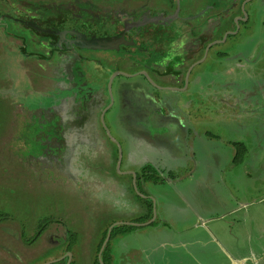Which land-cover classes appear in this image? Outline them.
Masks as SVG:
<instances>
[{"label": "rangeland", "instance_id": "obj_1", "mask_svg": "<svg viewBox=\"0 0 264 264\" xmlns=\"http://www.w3.org/2000/svg\"><path fill=\"white\" fill-rule=\"evenodd\" d=\"M109 1L115 0H0V20L9 24L6 28L0 24V264L58 263L69 257V252L72 264H97L95 244L106 228L115 222L116 226L122 225L118 223L124 221L119 220L133 217L130 214L139 210L136 179L133 178L136 194L130 184L124 183L125 168L130 165L140 173L146 166L157 175L154 180L158 183L152 184L150 190L161 205V199L181 203L186 190L199 186L208 173L230 166L232 157L238 156L243 161L234 158L235 184L249 189L248 196H253L254 203L264 204V195L261 199L262 195L257 194L258 189H264V0H255L249 6V21L240 26L235 22L237 27L228 40L225 32L220 43L209 52L205 49V61L195 66L193 74L192 66L188 68L183 87L176 85L177 74L163 73L154 82L139 74L133 77L137 78L135 82L150 94L145 97L138 91L126 97L116 83L114 103L106 115L110 134L100 121L96 126L98 139L104 140V155L93 150L81 155V168L88 170L83 183H72L67 176L53 171L45 160L31 162L28 155L32 149L18 145V136L25 132L18 129V109L13 105L17 76L8 48L14 30L8 14L21 10L25 12L17 15H44L56 6L83 9ZM192 1L195 2L180 0L182 12L195 8L190 5ZM165 63L166 60L162 64ZM222 141L234 142L222 145ZM59 142L65 147L66 136L58 134L49 147ZM36 143L39 142L32 136L29 146L37 149ZM203 150L206 154H201ZM93 153L98 158L89 161ZM231 175L227 173V179ZM126 176L129 178V173ZM125 187L130 195L124 206ZM171 205L166 208L180 215L178 210H171ZM46 220L50 222L44 224ZM42 224V233L36 235ZM171 231L166 227L165 234L170 236ZM73 233L76 241L70 239ZM162 235L159 232L157 237ZM139 244L131 231L122 237L115 233L109 242L108 263L130 264V249ZM69 245L72 251H67Z\"/></svg>", "mask_w": 264, "mask_h": 264}, {"label": "flooded vegetation", "instance_id": "obj_2", "mask_svg": "<svg viewBox=\"0 0 264 264\" xmlns=\"http://www.w3.org/2000/svg\"><path fill=\"white\" fill-rule=\"evenodd\" d=\"M254 1L195 0L190 3L195 8L182 12L180 0H115L83 9L56 6L44 15L8 14L14 22L8 48L17 76L13 105L18 129L25 132L18 145L32 149L31 162L45 160L72 183H83L88 170L81 168V155L91 150L104 155L96 126L100 121L110 134L106 115L116 83L122 94H150L133 77L140 74L154 82L165 73L177 74L181 82L176 85L183 87L188 68L205 61L206 48L209 52L220 43L225 32L228 40L238 23L247 24ZM0 24L9 25L4 20ZM58 134L66 136V146L59 142L49 147ZM32 136L37 149L29 146Z\"/></svg>", "mask_w": 264, "mask_h": 264}, {"label": "crops", "instance_id": "obj_3", "mask_svg": "<svg viewBox=\"0 0 264 264\" xmlns=\"http://www.w3.org/2000/svg\"><path fill=\"white\" fill-rule=\"evenodd\" d=\"M194 68H190V73L193 74ZM178 80L181 82L180 78ZM143 95L147 97L149 94ZM233 142L222 141V145H231ZM203 153L206 154V151L203 150ZM97 158L95 155L93 159ZM230 161V166H223L217 173H208L199 186L186 190L181 203L161 199V205H158L157 196L150 190L151 185L158 181L145 178L132 165L126 167L124 183L126 186L130 184L135 194L138 189L136 208L139 210L137 214H130L133 217L119 220L124 222L118 224L133 226L128 231L133 232L135 240L140 243L131 247L127 263L264 264V204L254 203L253 196H248L249 189L235 184L237 180L232 168L234 158ZM128 173L129 178L126 176ZM227 173L232 174L230 179H227ZM133 178L136 179V189ZM257 194H261L263 199L264 189H258ZM122 195L126 197L122 198L125 206L130 195L126 187ZM171 203H175V206ZM169 205L173 207L172 211L178 210L181 214L171 213L166 208ZM166 227L172 229L169 232L172 235L165 234ZM159 232L164 235L158 238ZM146 233L150 235L145 236ZM119 236L122 237L123 233Z\"/></svg>", "mask_w": 264, "mask_h": 264}, {"label": "trees", "instance_id": "obj_4", "mask_svg": "<svg viewBox=\"0 0 264 264\" xmlns=\"http://www.w3.org/2000/svg\"><path fill=\"white\" fill-rule=\"evenodd\" d=\"M241 142H239V144H240ZM235 145H239L238 143H234ZM236 157V158H235ZM234 158L237 160H240L241 158H239L238 156H235ZM151 172V173H150ZM149 172V170H148V168L145 166V167H143L142 168V175L145 177V178H147V179H152V180H156V177H157V175H154L153 173H152V171H150ZM50 222V220H46L45 221V223L44 224H48ZM44 224H42V226L40 227V231L36 234V235H38V234H40V233H42V230L44 229ZM131 227H133V226H130V225H126V224H122V225H118V226H115L114 228H113V230H112V233H111V238H112V236L115 234V233H117V234H121V233H124L125 231H128ZM116 229V230H115ZM107 231H108V229L106 228V230L104 231V235H103V237L98 241V243H97V246H96V244H95V250L94 251H97V256H96V261H95V263H97V264H100V262H99V256H98V252L100 251V248H101V246H102V244H103V241H104V239H105V237H106V235H107ZM76 234L75 233H73V235L72 236H70V239H72V241L73 240H75L76 241ZM69 239V238H68ZM69 239V240H70ZM109 242H110V240H109ZM109 242L107 243V245L105 246V248H104V250H103V252H102V260H103V262L105 263V264H109L108 263V259H109ZM94 248V247H93ZM67 251H72V247L69 245L68 247H67ZM67 259H68V257H66L63 261H61V262H54V263H51V264H66V262H67ZM70 264H72V261H71V263Z\"/></svg>", "mask_w": 264, "mask_h": 264}, {"label": "water", "instance_id": "obj_5", "mask_svg": "<svg viewBox=\"0 0 264 264\" xmlns=\"http://www.w3.org/2000/svg\"><path fill=\"white\" fill-rule=\"evenodd\" d=\"M119 164H120V161H119ZM118 164V165H119ZM115 225H117L116 223L115 224H112L109 228H108V231H107V235H106V237H105V239H104V241H103V244H102V246H101V248H100V251H99V258H100V261H101V264H105L104 262H103V260H102V252H103V250H104V248H105V246L107 245V243L109 242V240H110V238H111V233H112V229H113V227L115 226ZM69 254V257H68V264H70V261H71V252H69L68 253ZM55 260H52V261H49V262H47V263H45V264H51V263H53Z\"/></svg>", "mask_w": 264, "mask_h": 264}]
</instances>
